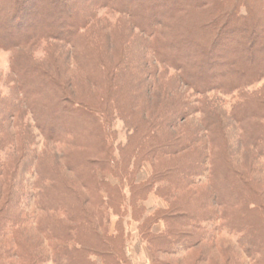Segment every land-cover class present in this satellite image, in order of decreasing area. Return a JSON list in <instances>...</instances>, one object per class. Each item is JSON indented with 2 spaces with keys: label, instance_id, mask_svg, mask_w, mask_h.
I'll use <instances>...</instances> for the list:
<instances>
[{
  "label": "trees",
  "instance_id": "obj_1",
  "mask_svg": "<svg viewBox=\"0 0 264 264\" xmlns=\"http://www.w3.org/2000/svg\"><path fill=\"white\" fill-rule=\"evenodd\" d=\"M40 1L0 0V51L12 53L11 65L20 95L19 99L18 95L12 97V100L16 101L12 108L3 102V107L0 109V132L4 122L24 111L23 106L27 105L35 114L38 126L48 119L53 122L61 119V124L56 125V130L48 132L49 134L46 132L47 140L66 142L73 146L70 141L72 135L90 132V136L96 139L98 151L89 153L80 164L76 160L68 163L72 171L78 169L86 173L82 177L84 178L82 186L86 187V191L79 192L66 183V180L59 179L55 171L47 174L42 172V164L36 162V155H30L27 141H25L27 144L21 140L16 146L13 144V148L9 149L8 158L2 160L0 157V235L11 234L15 241L23 235L28 220L23 214L21 202L31 195L25 182L26 176L34 169L38 178L31 185L35 190L34 198L37 199V209L46 214L38 225V230L41 234L51 233L53 237L56 236L54 239H57V242L52 245L56 263H60L59 258L65 255L68 264H128L122 255L124 240L117 241V237L109 234L104 224L105 214L101 207L106 204V198L99 195V189L105 188L104 191L109 199L108 205L112 202L109 206L115 210L119 188L114 186L109 190V184L104 181L102 174L107 171L114 172V169L108 167L114 158L111 156V149L107 146L109 141L107 127L112 106L119 109V101L115 96L121 90L120 84L111 66L100 59L98 66L96 65L93 70L94 72L98 69V74L91 77L96 81L93 83L97 88L103 90L102 98L95 103L75 100L70 97L65 85L57 77L58 71L55 70L57 76L53 74L52 70L57 65V50L72 49L74 59L86 61L92 54L90 51L96 49L94 46L96 42L91 39L90 27L98 21L97 10L108 9L110 12L119 13L127 20L119 22H122L126 27L125 30L130 32L129 36L136 37L143 51L150 55L148 59L151 65L150 75L154 78L160 76L166 78L169 71L173 70L174 73L168 75V81L173 83L172 86L179 88L183 84L193 90L194 94L202 96L199 106L186 101L171 105L168 123L175 122L176 113L186 112L189 115L197 110L203 111L204 131L208 138L213 140L216 127H220L223 130L221 138L224 142L226 129L232 123L235 126L236 124L242 126L241 129L246 132L252 119L264 118V95L248 93L250 87L264 81V0H148V3L145 2L154 3L151 6L138 0H80L78 3L76 0L71 2L52 0L60 7L49 9L48 19H44V16L33 19L32 14L36 12L35 4ZM166 6L169 8L168 11L160 12ZM70 9H74L72 14L69 12ZM254 11L258 13L255 14ZM62 17L65 19L58 21L60 27L57 28L55 26L57 19L60 20ZM244 27L249 30L251 36L247 35L249 32L246 30L241 31ZM43 45L45 47L43 59H37L36 53ZM242 52L248 55H242ZM136 59L134 56L133 61ZM232 59H235V63L230 62ZM136 61L138 62V59ZM222 65L226 69H214ZM210 91H221L224 94L238 92L242 96L229 114L221 106L211 107L214 105L207 99ZM37 95L39 98H36ZM44 108L45 111L42 110ZM46 110H50L48 114ZM68 114L71 116L69 117ZM74 114L76 119L72 117ZM211 115L218 116L214 123L208 122ZM125 119L135 131L142 129L136 120L133 122L132 118L125 117ZM148 132L147 129L145 132L140 131L139 134L149 137ZM192 133L188 140H175L165 146L157 145L151 151L156 155L164 149L168 152L177 150L179 146L183 147V142L190 146L199 142L198 145L201 146L204 137L202 130L200 129V133L195 131ZM244 134L246 137L242 143L248 142V146L264 159V128ZM144 141L145 138L142 137L136 139L137 153L138 151L147 153V144ZM158 143L160 144V140ZM209 149L207 143L200 147L199 154L202 155V160L182 167L180 169L182 178L192 181L195 176H204L208 172L205 161L213 152V149L210 151ZM3 151L0 146V153ZM69 153L72 154L73 151L70 150ZM246 175L231 166L225 157L216 158L207 175V182L212 184L210 200L214 204L219 199L223 202L230 197L231 201L237 202L238 205L243 203L244 216L237 221V227L241 232H245L246 236L244 237L246 239L242 238V243L248 244L250 248L255 247L264 260V198L244 179ZM157 178H164V175L159 173ZM147 181L139 183L136 177L128 178L127 182L133 193L130 198L133 209L134 206L137 208L136 196H141L150 189L153 181L149 182V179ZM58 185L63 189L62 195L52 196ZM224 189H227L225 194ZM141 197L146 201V194ZM251 202L254 203L253 206ZM89 204L93 208L88 207ZM140 209L144 215L141 214L137 220L141 222L142 238L154 246L155 251L161 252L165 250L167 244H172L174 252L180 248L185 250L195 248L206 238V228L202 227V223L214 220L208 219L205 214L197 215L185 204L176 201L171 202L168 209H165L160 216L148 214L145 207ZM168 211L174 214H166ZM56 214L62 216L58 217ZM178 216L187 219L181 222ZM159 220L163 223L165 221L166 226L156 231ZM149 223L150 226H147ZM172 225L175 227L172 228ZM167 238L175 240L170 243ZM16 246L18 256L22 258L19 264H37V261L30 259L29 252L28 258H24L26 250L19 240ZM124 253L125 256L132 254L129 247L125 248ZM235 260L234 264H243ZM225 264L232 262L228 260Z\"/></svg>",
  "mask_w": 264,
  "mask_h": 264
},
{
  "label": "rangeland",
  "instance_id": "obj_2",
  "mask_svg": "<svg viewBox=\"0 0 264 264\" xmlns=\"http://www.w3.org/2000/svg\"><path fill=\"white\" fill-rule=\"evenodd\" d=\"M67 1L71 2L72 0ZM76 1L77 3L80 2V0ZM138 1L149 6L154 4H146L148 0ZM35 6L36 10H34L36 12L32 14L33 19L39 16L48 19L47 14L49 13L47 11L55 6V8L60 7L52 0H41ZM168 9L166 6L160 12L166 13ZM97 11L96 18L98 21L90 27L92 31L90 34L91 39L96 42L94 45L96 49L90 51L92 54L89 55L86 61H79V58L74 59L72 49L59 48L57 50V65L54 66L52 71L56 76L55 70L58 71L57 77L65 85L70 97L79 101L85 100L95 103L99 98H102L103 90L97 88L93 83L96 81L91 77V75L98 74V69L94 72L93 70L100 59L111 66L113 73L116 74L115 78L120 84L121 90L115 96V99L119 101V109L112 106L107 127V133L109 134L107 146L111 149V156L114 158V161H111L108 167L114 169V172L107 171L102 174L105 178L104 181L109 184V190L114 186L119 188L115 210L109 206L112 202L108 205L109 199L108 194L104 191L105 188H102L103 190L99 189V195L106 198V204L101 209L105 214L104 224L109 234L117 237V241L124 240L122 254L124 260L128 264H225L228 260L234 264L236 259L243 264H264L262 255L257 253L255 247L250 248L248 244L242 243V238L246 236L244 235L245 232H241V229L237 227V221L244 216L245 207H243V203L238 205L237 202H232L231 198L227 197L228 200L224 199L221 202L219 199L212 204L210 200L212 184L207 182V175L209 169L214 165V160L225 157L231 166L247 174L244 179L251 183L264 198V159L248 146V142L242 143L246 137L244 133L250 134L264 128V118L252 119L246 132L241 129L242 126L238 124L235 126L232 123L233 125L231 124L226 129V141L224 142L221 138L223 130L220 127H216L213 140L208 138L204 131L205 114L200 110L189 115L186 112L176 113L175 122L169 124L168 116L170 115L171 105H177L179 101H186L199 106V100L202 96L194 94L193 90H190L186 85L181 84L179 88L172 86L173 83L168 81V75L173 74V70L169 71L166 78L162 76L154 78L150 75L151 65L148 63L150 55L143 51L137 43L136 37L131 38L129 36L130 32L125 30L126 27L122 22H119L122 20L126 22L127 20L123 19L119 13L110 12L108 9ZM242 11L245 10L242 9ZM69 12L72 14L74 9H70ZM254 13L256 14L258 11H254ZM64 19L63 17L60 20L57 19L55 26L59 28L60 23L58 21ZM244 30L249 32L245 27L241 29V31ZM247 35L251 36V33L249 32ZM44 48L43 45L36 53L37 59H43ZM243 54L248 55L246 52H242ZM134 56L138 59V62L137 59L133 61ZM11 57V52L0 51V109L3 107V102L10 108L14 107L16 101L12 100V97L18 95V99L20 98L16 75L11 65ZM234 60L232 59L230 62L235 63ZM220 68L226 69L224 65L214 67V69ZM248 93L264 95V81L250 87ZM241 96L242 94L240 95L238 92L224 94L221 91H210L207 99L214 105L211 107L221 106L227 113L231 114L233 106L241 100ZM36 98H39V95ZM23 108L24 111L14 115V118H9V121L4 122L3 128H1L0 146L4 149L0 153L1 159L8 158L9 149L10 147L13 148V144L16 146L22 141H27L30 147V155H36V162L42 164V172L47 174L55 171L59 179L66 180V183L72 185L79 192L86 191V187L82 186L84 179L82 177L86 173L84 174L83 171L78 169L72 171L69 169L68 163L76 160L80 164L82 159L87 157L89 153H96L98 151L96 139L90 136V132H84L81 135H72L70 141L73 146L66 142L49 141L45 137L49 134L48 132L57 129L56 125L61 124V119L55 120V122L48 119L38 126L34 117L35 114L31 112L32 110L30 111L27 105H24ZM42 110L45 111V108ZM49 111L46 110L47 114ZM68 116L71 115L68 114ZM216 116L211 115L208 122L214 123ZM72 117L76 119V114ZM125 117L132 118L133 122L136 120L142 129L139 128L138 131H135L133 127L129 126V121ZM207 120L208 118H206ZM147 129L149 137L139 134L140 131L145 132ZM200 129L204 136L201 146L198 145L199 142H196L197 144L192 142L193 145L191 146L183 142V147L179 146L177 150L168 152L164 149L156 155L151 151L157 145L165 146L175 140H188L193 134L192 131L200 133ZM140 137L145 138L147 153H139V151L137 153V142L135 141ZM159 140L160 144L158 143ZM205 143L208 144L210 149H213L212 156L205 161L208 172L204 176H195L194 179H191L192 181H187L181 177L180 169L186 164L198 163L202 160V155L199 154L200 147ZM25 144L27 143L25 142ZM70 150L73 151L72 154L69 153ZM17 154L20 156L19 152ZM33 173L34 169L26 176L27 181L25 182L31 195L21 202V208L28 224L24 228L23 235L16 238V241L11 234L0 235V264H19L22 258L20 259L16 251L18 240L26 250L24 258H28L27 253L29 252L30 259L37 261V264H68V258L65 255L59 258L60 263L55 261L52 245L57 242V239H54L56 236L53 237L51 233L41 234L38 230V225L44 220L46 214L37 209V199L34 198L36 196L35 190L32 189L31 185L38 178L35 175L36 173ZM124 173L126 175H123ZM159 173H162L164 178L156 179ZM130 177H136L139 183L144 182V180L147 181V179H149V182L153 181L148 192L142 193V195L146 194V201L142 200V195L136 196L137 208L134 206V209L132 203H130L133 193L127 182ZM226 190H223L224 194ZM62 193L63 189L61 185H58L55 194H52V196L62 195ZM174 201L185 204L197 215L205 214L208 219L214 220L202 223V227L206 228V238L195 248L190 250L180 248L174 252L172 244H167L163 252L155 251V247L142 238L141 222L137 220L141 217V214L144 215V213H141L140 207H145L148 214L160 216ZM253 204L251 202V206ZM88 207L93 208L91 204ZM169 212L172 211H168L166 214H174V212ZM56 216L61 217L62 214H56ZM186 219L178 216V220L181 222L186 221ZM150 224H147V226H150ZM164 226H166L165 221L163 223L162 220H159L155 230L163 229ZM174 227L172 225V228ZM167 240L171 243L175 239L167 238ZM128 247L132 253L130 256L128 255L129 257L125 256L124 253L125 248L128 249ZM9 250L11 251L9 252ZM92 259L95 258L92 257Z\"/></svg>",
  "mask_w": 264,
  "mask_h": 264
},
{
  "label": "crops",
  "instance_id": "obj_3",
  "mask_svg": "<svg viewBox=\"0 0 264 264\" xmlns=\"http://www.w3.org/2000/svg\"><path fill=\"white\" fill-rule=\"evenodd\" d=\"M161 230V229H160Z\"/></svg>",
  "mask_w": 264,
  "mask_h": 264
}]
</instances>
